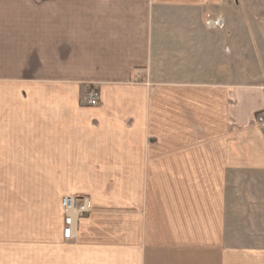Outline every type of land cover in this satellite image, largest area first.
<instances>
[{
    "label": "crops",
    "instance_id": "crops-1",
    "mask_svg": "<svg viewBox=\"0 0 264 264\" xmlns=\"http://www.w3.org/2000/svg\"><path fill=\"white\" fill-rule=\"evenodd\" d=\"M262 110L264 0H0V264H264Z\"/></svg>",
    "mask_w": 264,
    "mask_h": 264
},
{
    "label": "built area",
    "instance_id": "built-area-1",
    "mask_svg": "<svg viewBox=\"0 0 264 264\" xmlns=\"http://www.w3.org/2000/svg\"><path fill=\"white\" fill-rule=\"evenodd\" d=\"M95 96H97L96 92L91 90L87 96V104H93ZM256 123L264 129V110L257 114ZM61 207L63 211L62 237L68 241L74 237V231L79 220L91 211V203L86 196L67 194L61 198Z\"/></svg>",
    "mask_w": 264,
    "mask_h": 264
},
{
    "label": "rangeland",
    "instance_id": "rangeland-1",
    "mask_svg": "<svg viewBox=\"0 0 264 264\" xmlns=\"http://www.w3.org/2000/svg\"><path fill=\"white\" fill-rule=\"evenodd\" d=\"M227 1V8L228 9H232V5H233V0H226ZM195 36L197 35V34H194ZM97 94V93H96ZM87 100V99H86ZM86 103H87V101H86ZM98 103V96H95V101H94V105L95 104H97ZM92 104V105H93ZM256 125L261 129V130H263L264 131V129L262 128V127H260L257 123H256ZM69 195V194H68ZM90 213V212H89Z\"/></svg>",
    "mask_w": 264,
    "mask_h": 264
}]
</instances>
